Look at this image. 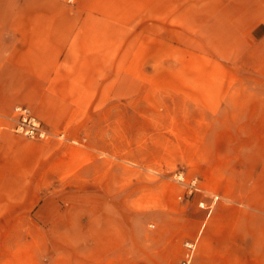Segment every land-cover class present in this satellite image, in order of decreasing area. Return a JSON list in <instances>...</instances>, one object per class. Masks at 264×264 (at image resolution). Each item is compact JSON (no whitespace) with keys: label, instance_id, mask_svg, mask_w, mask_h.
<instances>
[{"label":"crops","instance_id":"crops-1","mask_svg":"<svg viewBox=\"0 0 264 264\" xmlns=\"http://www.w3.org/2000/svg\"><path fill=\"white\" fill-rule=\"evenodd\" d=\"M7 205L72 264H264V0H0Z\"/></svg>","mask_w":264,"mask_h":264},{"label":"rangeland","instance_id":"rangeland-1","mask_svg":"<svg viewBox=\"0 0 264 264\" xmlns=\"http://www.w3.org/2000/svg\"><path fill=\"white\" fill-rule=\"evenodd\" d=\"M23 217V206H0V264H72L70 248L61 251L55 232H39L46 225Z\"/></svg>","mask_w":264,"mask_h":264},{"label":"built area","instance_id":"built-area-1","mask_svg":"<svg viewBox=\"0 0 264 264\" xmlns=\"http://www.w3.org/2000/svg\"><path fill=\"white\" fill-rule=\"evenodd\" d=\"M15 111L18 115V120L15 124L14 130L31 139H46L49 137V133L44 128L43 124L32 115L28 109L22 106H17ZM178 182L184 184V194L183 196L191 198L196 193H201L202 190L198 185L197 179L185 180L182 173H175L173 176ZM216 198L214 197L213 201ZM200 208H204L207 210V214L212 210L213 203L210 205H205L202 201L198 203ZM187 252L185 254L184 260H182V264H187L191 260L195 245L194 243H186Z\"/></svg>","mask_w":264,"mask_h":264}]
</instances>
